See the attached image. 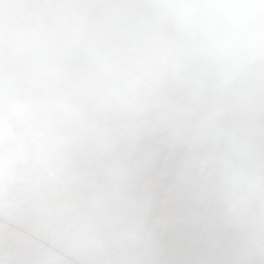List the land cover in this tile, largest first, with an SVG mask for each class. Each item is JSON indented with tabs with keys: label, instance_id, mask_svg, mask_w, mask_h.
I'll return each instance as SVG.
<instances>
[{
	"label": "snow or ice",
	"instance_id": "6c2138e0",
	"mask_svg": "<svg viewBox=\"0 0 264 264\" xmlns=\"http://www.w3.org/2000/svg\"><path fill=\"white\" fill-rule=\"evenodd\" d=\"M264 0H0V264H240L214 145L264 124ZM6 116L11 122L6 120ZM255 188V185H252ZM143 241V252L113 248Z\"/></svg>",
	"mask_w": 264,
	"mask_h": 264
},
{
	"label": "clouds",
	"instance_id": "9594fccd",
	"mask_svg": "<svg viewBox=\"0 0 264 264\" xmlns=\"http://www.w3.org/2000/svg\"><path fill=\"white\" fill-rule=\"evenodd\" d=\"M259 27L264 30V16L259 19ZM262 65L264 61L258 62L249 69L247 82L234 81L233 92L238 94L250 86L255 71ZM6 120L11 122L7 116ZM218 127L234 130L243 142V148L238 150L233 147L231 138L218 141L214 145L218 154L215 164L222 169L226 162L231 172L241 178L242 188L248 196L250 217H255L257 204L264 205V124L258 126L255 118L249 113L239 120L227 117L218 122ZM252 185H255V188ZM126 230V227L119 229L120 236L115 241L113 251L117 255L122 251L143 252V241L125 239L123 234ZM61 254L63 264H80L79 257L71 251L61 250ZM152 264L158 262L153 261ZM240 264H264V231H261L251 218L247 226L242 229Z\"/></svg>",
	"mask_w": 264,
	"mask_h": 264
}]
</instances>
